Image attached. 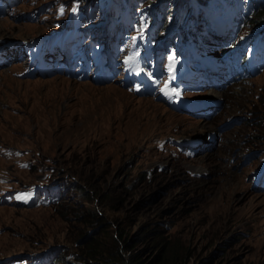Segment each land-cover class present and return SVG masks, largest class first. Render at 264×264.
<instances>
[{
  "label": "rangeland",
  "instance_id": "obj_1",
  "mask_svg": "<svg viewBox=\"0 0 264 264\" xmlns=\"http://www.w3.org/2000/svg\"><path fill=\"white\" fill-rule=\"evenodd\" d=\"M56 1L26 0L14 17L0 16V41L20 48V40L55 31L57 8L46 5ZM41 8L38 20L27 18ZM25 68L0 70V195L55 180L65 197L40 208L0 204L1 260L24 255L27 264L56 247L74 260L86 257L85 234L99 236L108 224L114 240L124 235L130 243L163 228L172 244L190 249V264H264V191L251 181L264 164V70L209 95L224 106L200 120L117 83L19 77ZM190 138L210 140V149L193 154L171 142ZM249 153L262 157L245 164ZM111 240L88 264L106 262Z\"/></svg>",
  "mask_w": 264,
  "mask_h": 264
},
{
  "label": "trees",
  "instance_id": "obj_2",
  "mask_svg": "<svg viewBox=\"0 0 264 264\" xmlns=\"http://www.w3.org/2000/svg\"><path fill=\"white\" fill-rule=\"evenodd\" d=\"M252 22L255 26L264 24V8H261L260 13L252 20ZM81 190L87 195V197L90 193H93L92 190ZM92 216L96 219V222H99L100 216H98V214L92 213ZM101 227L100 224L99 228ZM110 227L111 226L108 224H105L99 236H95L97 232L92 233V231L85 234L83 240L87 242L84 251L86 257H83L84 259L77 258L75 262L78 261V264H88L92 259H95V262H97V260H99L97 256L100 254L98 244L103 243L105 238L112 239L111 241L114 243L112 249L113 256H105L107 258L105 259L107 263L100 262L99 264H190L191 262L192 255L190 249H182L179 245L172 244L169 240L170 238L167 236L168 232L163 228L160 230H143L138 236H136V239L131 242L135 243V246L129 251L131 254L127 255L123 252V246L129 247L131 243L124 239V235H122L119 240H114L113 234L109 231ZM103 237L104 239H102ZM78 243H80V241ZM140 243L144 245V248L140 252L138 250L133 252L136 249V246Z\"/></svg>",
  "mask_w": 264,
  "mask_h": 264
},
{
  "label": "clouds",
  "instance_id": "obj_3",
  "mask_svg": "<svg viewBox=\"0 0 264 264\" xmlns=\"http://www.w3.org/2000/svg\"><path fill=\"white\" fill-rule=\"evenodd\" d=\"M71 1V0H70ZM257 17V16H256ZM255 25V24H254ZM27 41V40H26ZM204 98L208 96H203ZM151 99V98H150ZM163 104V103H162ZM178 113V112H176ZM28 208V207H26ZM54 249V248H53ZM54 252H56V257L53 260V264H78V261L75 262L74 259H72V254L70 255H64L62 249L59 247H56L54 249Z\"/></svg>",
  "mask_w": 264,
  "mask_h": 264
},
{
  "label": "bare ground",
  "instance_id": "obj_4",
  "mask_svg": "<svg viewBox=\"0 0 264 264\" xmlns=\"http://www.w3.org/2000/svg\"><path fill=\"white\" fill-rule=\"evenodd\" d=\"M3 38H5V33L2 31V30H0V40H2ZM27 39V38H26ZM122 93V92H121ZM119 94V93H118ZM124 97V99H126L127 101L128 100H130V99H128V97L129 96H127V95H125V96H123ZM215 98H217V97H215L214 96V99ZM66 99V98H65ZM205 99H208V100H210V99H213V98H211V96L210 97H206ZM131 103H134V102H131ZM139 103H143L142 101H140ZM143 105V104H142ZM152 107H153V112L155 113V114H157V115H159L160 113H159V107H158V105L157 104H153L152 105ZM183 122V121H182ZM17 191H20V190H17Z\"/></svg>",
  "mask_w": 264,
  "mask_h": 264
},
{
  "label": "snow or ice",
  "instance_id": "obj_5",
  "mask_svg": "<svg viewBox=\"0 0 264 264\" xmlns=\"http://www.w3.org/2000/svg\"><path fill=\"white\" fill-rule=\"evenodd\" d=\"M170 59H171V57H170ZM165 88H167V85H165ZM138 90V89H137Z\"/></svg>",
  "mask_w": 264,
  "mask_h": 264
},
{
  "label": "water",
  "instance_id": "obj_6",
  "mask_svg": "<svg viewBox=\"0 0 264 264\" xmlns=\"http://www.w3.org/2000/svg\"><path fill=\"white\" fill-rule=\"evenodd\" d=\"M210 100H214V99H210Z\"/></svg>",
  "mask_w": 264,
  "mask_h": 264
},
{
  "label": "flooded vegetation",
  "instance_id": "obj_7",
  "mask_svg": "<svg viewBox=\"0 0 264 264\" xmlns=\"http://www.w3.org/2000/svg\"><path fill=\"white\" fill-rule=\"evenodd\" d=\"M174 112V111H173Z\"/></svg>",
  "mask_w": 264,
  "mask_h": 264
}]
</instances>
